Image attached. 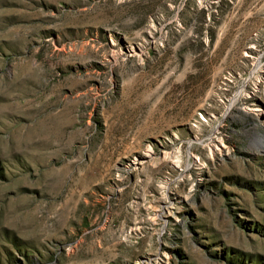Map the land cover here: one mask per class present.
Listing matches in <instances>:
<instances>
[{
    "label": "rangeland",
    "instance_id": "1",
    "mask_svg": "<svg viewBox=\"0 0 264 264\" xmlns=\"http://www.w3.org/2000/svg\"><path fill=\"white\" fill-rule=\"evenodd\" d=\"M262 136L264 0H0V264H264Z\"/></svg>",
    "mask_w": 264,
    "mask_h": 264
},
{
    "label": "bare ground",
    "instance_id": "2",
    "mask_svg": "<svg viewBox=\"0 0 264 264\" xmlns=\"http://www.w3.org/2000/svg\"><path fill=\"white\" fill-rule=\"evenodd\" d=\"M257 110H261V108H258ZM255 145L257 146V148H261L264 150V137H260V138H256L255 139Z\"/></svg>",
    "mask_w": 264,
    "mask_h": 264
}]
</instances>
